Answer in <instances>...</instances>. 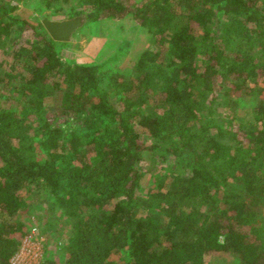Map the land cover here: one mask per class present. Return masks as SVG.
<instances>
[{
    "label": "trees",
    "instance_id": "1",
    "mask_svg": "<svg viewBox=\"0 0 264 264\" xmlns=\"http://www.w3.org/2000/svg\"><path fill=\"white\" fill-rule=\"evenodd\" d=\"M82 3L85 23L132 17L153 46L107 73L0 6V46L14 38L7 53L27 73L9 78L20 108L0 110V264L29 233L27 198L43 194L76 220L65 255L41 264H264V3ZM146 151L160 168L141 202Z\"/></svg>",
    "mask_w": 264,
    "mask_h": 264
},
{
    "label": "rangeland",
    "instance_id": "2",
    "mask_svg": "<svg viewBox=\"0 0 264 264\" xmlns=\"http://www.w3.org/2000/svg\"><path fill=\"white\" fill-rule=\"evenodd\" d=\"M264 3V0H259ZM14 7L11 15L27 20L35 25L45 20L63 21L77 16L85 7L82 0H0V6ZM27 34L32 35V32ZM14 38L0 46V75L6 79L0 83V110L20 108L19 95L12 87L21 81L10 75H26L21 65L14 64V58L7 53L13 45ZM153 41L132 17L123 20L107 19L97 23H85L68 43L58 44L57 50L68 62L100 65L108 62L106 72L128 73L141 53L152 49ZM253 101V100H252ZM23 105V103H22ZM223 114L226 112L220 109ZM66 133L81 132L71 122L63 125ZM217 136V135H216ZM150 142L149 140L147 143ZM142 169L145 176L141 182L139 200L144 202L154 188L159 165L153 155L146 151L142 156ZM51 198L47 195H32L27 198L28 207L19 219L28 225L29 233L23 241L20 252L13 258L12 264H41L47 250L56 249L57 255L63 257L60 250L73 231L75 220L61 209H52ZM205 264H234L227 256L206 257Z\"/></svg>",
    "mask_w": 264,
    "mask_h": 264
},
{
    "label": "water",
    "instance_id": "3",
    "mask_svg": "<svg viewBox=\"0 0 264 264\" xmlns=\"http://www.w3.org/2000/svg\"><path fill=\"white\" fill-rule=\"evenodd\" d=\"M43 24L54 41L68 43L75 33L84 26L85 20L83 17L63 21L45 20Z\"/></svg>",
    "mask_w": 264,
    "mask_h": 264
}]
</instances>
